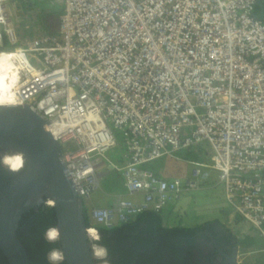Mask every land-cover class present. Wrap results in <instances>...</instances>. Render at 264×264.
I'll list each match as a JSON object with an SVG mask.
<instances>
[{
	"label": "built area",
	"instance_id": "2783aa9c",
	"mask_svg": "<svg viewBox=\"0 0 264 264\" xmlns=\"http://www.w3.org/2000/svg\"><path fill=\"white\" fill-rule=\"evenodd\" d=\"M20 1L0 0V46L22 41L0 51L18 68L11 104L48 120L87 208L112 170L130 194L93 207L90 234L162 212L216 177L264 237V21L254 0H58L56 31L33 39L15 28ZM121 145L122 165L108 155ZM199 146L205 161L186 154ZM161 157L188 164L183 179L142 166Z\"/></svg>",
	"mask_w": 264,
	"mask_h": 264
},
{
	"label": "water",
	"instance_id": "95a60500",
	"mask_svg": "<svg viewBox=\"0 0 264 264\" xmlns=\"http://www.w3.org/2000/svg\"><path fill=\"white\" fill-rule=\"evenodd\" d=\"M261 2L256 1V6ZM0 150L19 155L25 165L24 172L12 181L0 180V249L9 264H33L19 229L26 213L48 201L55 211L61 260L65 264H110L107 249L89 232L84 199L68 172L62 143L53 136L48 120L28 104H0ZM209 226L224 227L217 220L208 222ZM96 248L106 251V256L99 257ZM237 252L236 248L234 255Z\"/></svg>",
	"mask_w": 264,
	"mask_h": 264
},
{
	"label": "trees",
	"instance_id": "16d2710c",
	"mask_svg": "<svg viewBox=\"0 0 264 264\" xmlns=\"http://www.w3.org/2000/svg\"><path fill=\"white\" fill-rule=\"evenodd\" d=\"M44 6H42L43 3ZM30 3H36L40 4L41 12L42 14L38 15L35 14L34 16L38 19H41L42 26L47 32H55V26L58 23V17L60 13L62 12L60 2L58 0H30ZM35 5V4H34ZM30 24V23H29ZM26 32V31H25ZM28 32V30H27ZM22 45V42H18V44H11L8 39H5L4 45L0 46L1 50H13L15 47ZM120 136V134H118ZM120 139V144H123V138ZM112 151V152H110ZM108 152V155L116 159L117 162L122 165L125 164V160L123 157V146H117L112 148ZM186 154L192 158L197 159L199 161H205L210 156V151L208 147L205 146H199L198 148L189 149ZM144 168H148L153 170L157 175L161 177H167V178H182L186 175L188 171V164H182L178 160H173L169 157H161L157 160H149L145 162L142 165ZM101 187L103 191L108 195H122V196H129V192L127 187L125 186L123 176L120 171L112 170L109 173L105 174L101 180H100ZM199 189H209L213 191V195L215 196L216 200L219 201L218 206H213V208H210V214L213 210H218L219 213L224 214L226 216L234 215L235 219L237 218V221H234L235 223L234 228L239 227H245V224H243V221L241 219H244L242 216L234 213L232 206L228 203L226 200L225 194L221 192V184L218 182L217 178H210L209 181H206L202 184ZM220 188V190H218ZM190 190L186 192L187 193ZM210 191V192H211ZM206 191H204L205 195ZM216 194V195H215ZM110 202V201H109ZM173 203V201H172ZM176 203V202H175ZM178 204V203H176ZM171 205V204H170ZM170 205L164 209L162 212H155V211H145L143 213L138 214L137 216L131 218V220L125 222V223H118L113 228H106L105 226L98 225V233L99 238L97 239V243H100L103 245L107 251V261L110 264H121L123 257L125 256L126 252V243L124 244L123 241L125 239L133 238L135 241L137 239V244L140 246H157L156 245V236L155 233L160 228L162 234L161 236L166 237L169 233H175V232H182L187 231L196 227H201L203 224L210 222L212 220H206L205 217L196 223L195 221H191V224L186 223L184 221V216H182V219H178L181 217V213L183 212L184 215L187 214L185 211V208L183 209V206H176L172 205L173 207L169 209ZM208 205V202L207 204ZM86 212H87V207ZM177 208L178 210V217L176 220V217L173 216V213L171 212ZM88 218H89V213ZM212 219V218H211ZM90 223V219H89ZM246 224H249L248 222ZM91 225V223L89 224ZM251 225V224H250ZM51 226V225H50ZM253 226V225H252ZM173 230V231H171ZM131 234V236L128 237ZM95 236V234H94ZM157 237H159L157 235ZM160 238V237H159ZM259 237L257 235H254L253 233L245 234L243 238H239L240 245L243 246V250L245 251H256L255 253H251L247 255L245 258L244 264H264V251H260L264 247L262 246L263 241H258ZM47 239V238H46ZM132 239V242H133ZM25 243V241H24ZM27 244V243H26ZM167 243L164 242L163 248L164 250H167L166 248ZM28 246V245H27ZM169 247V245H168ZM60 249L59 243L56 241H49L43 240L39 244V250L41 252L37 253V261L35 264H55L49 260V252L54 249ZM148 248V247H147ZM159 250H156L154 252H157ZM148 253L145 252L143 255H146ZM101 255V254H99ZM60 264H65L64 262H61Z\"/></svg>",
	"mask_w": 264,
	"mask_h": 264
},
{
	"label": "flooded vegetation",
	"instance_id": "af4514ba",
	"mask_svg": "<svg viewBox=\"0 0 264 264\" xmlns=\"http://www.w3.org/2000/svg\"><path fill=\"white\" fill-rule=\"evenodd\" d=\"M256 1L262 2L259 6H256ZM29 4H32L30 0H24L20 1L17 6H19V9H28L29 6H32ZM38 5L35 6L41 9ZM254 11L255 15L257 14L259 19L264 21V0H254ZM5 166L14 168V170H8ZM24 167V162L19 155L0 150V180L12 181L24 172ZM20 169L22 170L19 171ZM51 205L52 202L48 201L42 206L33 208L24 215L21 221L19 237L23 242L25 241L24 244L32 257L33 264L37 261V253L41 252L39 244L42 239L47 240L46 235L49 230L54 229H51L50 236L55 239L58 236L55 211ZM207 223L201 227L175 232L166 237L161 236L162 232L159 228L155 233L157 245L155 247L152 245L140 246L137 244V239L136 241L133 238L125 239L123 243H126V252L121 264H235L234 258L239 264H244L247 255L242 254L238 235L224 225V227L217 226L214 228L213 226L206 227ZM95 237L98 239L99 233ZM164 242L167 243V250L163 248ZM236 248L238 252L234 255ZM156 250L159 251L154 252ZM147 251L148 253L143 255ZM97 254L99 257L106 256V252L103 250H97ZM59 257L58 254L55 264L63 262ZM0 264H9L1 249ZM102 264L107 263L103 262Z\"/></svg>",
	"mask_w": 264,
	"mask_h": 264
},
{
	"label": "rangeland",
	"instance_id": "374dc122",
	"mask_svg": "<svg viewBox=\"0 0 264 264\" xmlns=\"http://www.w3.org/2000/svg\"><path fill=\"white\" fill-rule=\"evenodd\" d=\"M34 4L38 5L36 3H32V4H29L32 6H29L28 9H19V6L15 9V13H14V17H13L14 25H15V28L17 29L18 33H19V36L22 34L23 37L20 36L21 38H29V39L32 38L33 39L34 37L41 34L42 30H44L42 23H41V19L40 18L38 19L37 17L34 16L35 14H38V15L42 14L41 9L37 8ZM44 4H46V3L44 2L42 4V6H44ZM38 7H40V6L38 5ZM28 29H29V31L27 32ZM23 31L24 32L26 31L25 32L26 34H24ZM6 56L9 59L8 55H6ZM110 152H112V151H110ZM99 170H101L104 173L107 171V168H105L104 166H100ZM102 176H103V174H101V177ZM101 177H100V179H101ZM213 178H215V177H213ZM182 179H183V177H182ZM206 181H209L208 178L201 180L199 188L201 186H203L202 184ZM222 187L223 186L221 185V192H222V190H224V188L222 189ZM218 190H220V188ZM204 191H206L205 195H204ZM210 191L211 190H209V189H206V190H204V189H201V190L192 189L187 193V196L184 195V197L182 198V200H180L178 202V204H176L177 202L176 203L175 202L169 203V205L171 204L169 209L173 207L172 205L183 206V209L185 208V211L187 212V214L184 215V213L182 212L180 214L181 217H179L178 219H182V216H184V221H186V223H188V224H191L190 222L195 221V220L197 223L205 217L206 220H218V221H220L227 229L232 230L235 234H237L239 238L240 237L243 238L245 236V234L247 235L249 233H253L254 235H257L259 237V239L257 238L259 242L263 241L262 246L264 247L263 234L261 233V231L257 227L250 225V223L246 224L247 223L246 220L241 219V221H243V224H245V227L237 226L234 228L233 225H235V223H233V222L237 221V218L235 219V214L230 215V216L229 215L226 216L224 214L219 213L218 210H213L212 213L210 214V212H209L210 208H213V206L219 205V201L216 200L215 196L212 193L213 191H211V192ZM223 194H225V190H224ZM114 196H116V195L112 196V195L106 194L103 191L101 184H100V187L98 189H96L95 191H93L90 198L87 199V201H89V208H87V212L89 214H91V210L93 207L108 204L109 201ZM225 197H226V194H225ZM226 200H227V198H226ZM207 202H208V205H206ZM171 212L173 213V216H175L176 220H177V217H178L177 208H175ZM242 247L243 246L241 245L242 254L249 252V251L243 250Z\"/></svg>",
	"mask_w": 264,
	"mask_h": 264
},
{
	"label": "bare ground",
	"instance_id": "6f19581e",
	"mask_svg": "<svg viewBox=\"0 0 264 264\" xmlns=\"http://www.w3.org/2000/svg\"><path fill=\"white\" fill-rule=\"evenodd\" d=\"M17 70L18 68L12 65V60L8 59L6 55H2L0 57V104H11L13 102L9 97L8 89L9 86L14 83L15 72ZM223 188L224 187H222V189ZM222 192L224 193V190H222ZM89 219L91 223L90 215H89ZM97 250H103V249L96 248V253Z\"/></svg>",
	"mask_w": 264,
	"mask_h": 264
},
{
	"label": "clouds",
	"instance_id": "9594fccd",
	"mask_svg": "<svg viewBox=\"0 0 264 264\" xmlns=\"http://www.w3.org/2000/svg\"><path fill=\"white\" fill-rule=\"evenodd\" d=\"M8 170H14V168H10V167H8V166H5ZM52 230H54L53 228H51ZM51 229L49 230V232L47 233V239L49 240V241H56V239L54 238V237H52V236H50L49 235V233H50V231H51ZM57 242V241H56ZM59 249H57V248H54V249H52L50 252H49V255H48V257H49V260L51 261V262H56V258H57V256H58V254H59ZM60 258V257H59ZM57 260H60V259H57Z\"/></svg>",
	"mask_w": 264,
	"mask_h": 264
},
{
	"label": "crops",
	"instance_id": "0c3cea01",
	"mask_svg": "<svg viewBox=\"0 0 264 264\" xmlns=\"http://www.w3.org/2000/svg\"><path fill=\"white\" fill-rule=\"evenodd\" d=\"M44 28V27H43ZM178 203V202H177Z\"/></svg>",
	"mask_w": 264,
	"mask_h": 264
}]
</instances>
